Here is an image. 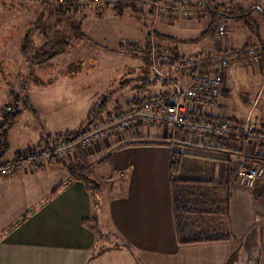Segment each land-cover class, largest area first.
Listing matches in <instances>:
<instances>
[{
	"label": "crops",
	"instance_id": "0c3cea01",
	"mask_svg": "<svg viewBox=\"0 0 264 264\" xmlns=\"http://www.w3.org/2000/svg\"><path fill=\"white\" fill-rule=\"evenodd\" d=\"M177 21L167 28L183 35L182 39H195L208 28L204 20ZM258 26L262 35L264 27ZM229 33L224 38H212L214 43L205 47L200 42L187 48L180 45L179 52L189 57L234 50L236 34ZM250 42L257 43L255 38ZM237 76L248 85L254 80L264 82V65L231 61L224 73L225 90L220 103L198 108L188 103L190 116L237 124L250 116L253 123L264 127V108L260 107L258 96L247 110L241 111L237 106L239 93L231 84ZM134 79L136 83L143 81L138 71ZM149 80L153 85L146 88L147 97L162 96L167 101L175 83L185 86L189 82L188 77L179 75L173 76L169 84ZM241 89L247 93L245 88ZM137 95L138 91L127 85L111 99L100 120H110L116 111L129 107ZM93 104L70 127L64 125L57 110L50 117L51 122L40 113L34 117L40 131H35V125L31 130L21 128V118H25L21 115L9 133L5 160H15L19 153L20 160L24 159L33 146L53 148L58 135L74 131L85 122ZM90 126L83 130L88 131ZM126 134L116 133L95 147L77 149L69 163L61 159L49 161L41 167H18L11 175L0 176V264H137V259L141 264H264V182L257 183L252 190L243 189L236 182L232 185L229 229L233 241L181 246L176 238L169 173L175 143L188 145L200 155L205 154L203 148L209 147L241 149L242 157L251 149L264 155V147L258 143L250 147L231 138L198 139L167 126H140ZM145 141L165 144H142ZM239 162L240 158H232L235 168ZM65 164L83 165L84 174L95 180L99 186L97 207L93 192L74 180Z\"/></svg>",
	"mask_w": 264,
	"mask_h": 264
},
{
	"label": "trees",
	"instance_id": "16d2710c",
	"mask_svg": "<svg viewBox=\"0 0 264 264\" xmlns=\"http://www.w3.org/2000/svg\"><path fill=\"white\" fill-rule=\"evenodd\" d=\"M56 1L57 5L54 7L50 0L42 2L41 9H43V11L40 18L31 26V31H36L43 39V45L40 49H32L33 43L28 35L31 31L27 32L21 40V54L23 58L32 66H42L53 60L57 55L66 53L68 48L71 47L70 40L66 39L69 35L68 33L62 32V37L55 36V39L50 37L54 23L53 18L61 22L63 20H71L70 16L77 15L80 11L81 5L87 6L90 8L89 10H92L91 8L94 9L95 7H98L96 11L98 15H103L106 10H111L112 13L118 17L126 14L136 16L139 17L140 20H142V23L146 26L142 40L121 41L119 43V48L124 50L128 55L132 54L134 56L133 58L139 60L137 63L140 67L139 69H136L135 67V73L138 71L142 78L141 80L143 81L136 83L133 81L136 79H129V76H126V80L121 84L119 90L115 91L112 96L111 94H104L99 97L91 106L86 120L82 125L74 131L63 133L58 135L56 138L58 141L64 140L68 142H71L87 133V131L83 130V128L87 125L91 124V126H93L96 123L105 122V120H100L101 115L107 112V107L111 99L117 95V92H122L127 85L132 86V88L138 91V95L131 101L130 105H139L144 100L150 98L146 95V88L153 85V82H151L149 78H153L156 82L159 80L164 81L166 84L173 82V76L163 79L159 76L153 75V67L156 65L162 72H166V70H168L171 72L170 74L174 73L173 70L180 66V62L187 57L184 54H180V45H197L201 40H204L209 36L211 39L218 38L216 32L218 20H223V18L226 17L236 21H241L246 17L253 19L252 15L254 12H258L264 20V10L260 6L251 7L245 11L241 9L238 13H231L225 11L223 6L217 5L213 0H202L205 3L204 11L199 14H194L192 19L207 21L208 28L199 36V38L182 39L176 36L177 33L174 35L164 34V28L173 25V22L180 18H172L170 15L164 14L161 11V7L158 6L159 0H112L111 3L106 2L104 4H100L99 6H97L94 0H86L83 4L81 0H63L61 3L59 0ZM146 20L148 21V25L144 22ZM77 22L75 26L71 20V38H76L74 42L78 41V38H80L79 42L84 41L86 39H83L85 35L81 29L82 18H80ZM250 31L258 44V47H253L258 49L259 54V62L256 64L263 63L264 65V40L260 36L259 26L254 22V26L250 28ZM74 42L72 41V43ZM165 50L170 53L172 52V56L170 57L168 64H165L162 60ZM30 52H33V55L29 54ZM210 55L203 56L202 53H198L189 56L188 58H191L198 63L199 61H205V59H207ZM236 61H239L242 64L255 65L252 63L242 62L239 59H236ZM229 64H231V62ZM178 73L179 74L176 75L186 77L182 71H179ZM11 98L12 103L7 104L6 108L0 112V168L4 162L8 161L5 160V158L9 151V133L16 126L23 112L29 111L32 112L36 118L38 116L27 95L18 96L15 92H13L11 93ZM170 101L171 100H165L167 103H171ZM113 115L110 120H112ZM243 124L244 123L241 125ZM254 127L256 128L255 132H264V127ZM230 138L238 139L243 143H248L249 146L251 145L250 147L254 144L258 145L256 142H247L246 140L239 138L234 132H230L229 135L223 139L226 140ZM132 144L137 143H128V145ZM142 144L163 145L165 143L145 141L142 142ZM175 144L176 148L172 153L169 173L172 189V212L177 243L181 246H186L233 241L234 237L231 235L229 229V204L231 200V188L236 182V168L232 165V158H240V160L244 159L249 164H260L264 166V155L256 154L253 151L254 149H251V151L242 157L241 149H233L224 146L203 148L202 152L205 154L200 155V153H194L195 151H192V147L188 145L182 143ZM49 149L51 148H48V151H50ZM20 157L21 154L19 153L15 159V163H19L22 160H20ZM50 159V161L61 162L60 159L56 158L52 154ZM189 160L195 161H192L194 163H190L189 165ZM199 163L201 164L198 165ZM65 168L70 172L71 177L74 180L82 182L91 192H93L94 206L97 207V193L99 191V186L94 182H91V179L84 174V166L81 164H65ZM192 173H194L193 175L195 177H186V175H190ZM217 218H223L225 223L219 224ZM210 219L215 220L210 222ZM215 223L222 225L221 229H223L224 233H226L224 237L214 238L211 236L213 231L212 227ZM124 245L128 248L126 244ZM137 264H141L139 259H137Z\"/></svg>",
	"mask_w": 264,
	"mask_h": 264
},
{
	"label": "rangeland",
	"instance_id": "374dc122",
	"mask_svg": "<svg viewBox=\"0 0 264 264\" xmlns=\"http://www.w3.org/2000/svg\"><path fill=\"white\" fill-rule=\"evenodd\" d=\"M46 1L0 0V112L6 108L7 104L12 103L11 93L15 92L18 96L27 95L32 107L37 111V115L40 113L43 116L42 118L47 117L49 122H51L50 117L53 116V112L56 110L60 111L58 116L64 119L63 123L65 126L70 127L77 123V118L83 116L85 110L92 102H96L95 98L97 95L101 97L104 94H111L112 96L115 91L119 90L121 84L126 80V76H129V79H134L137 75V72L135 73V67H137V61L139 60L133 58L134 56L132 54L128 55L124 50L119 48V43L121 41L142 40L146 26L139 17L128 14L118 17L111 10H106L103 15H98L96 12L98 7L89 10L90 8L80 4L79 13L77 15H71L72 17L70 16V18L75 26L76 22L82 18L81 29L85 35L83 39L86 40L79 42L80 38H78V41L74 42L76 38H71V20H63L61 22L53 18L54 23L52 32L50 31V37L55 39V36L62 37V32L68 33L69 35L66 39L70 40L71 47L68 48L66 53L57 55L53 60L42 66H32L21 54V40L27 32L31 31L32 24H35L40 18L43 11L41 9V3ZM50 1L53 7L57 5L56 0ZM213 1L217 5L223 6L225 11L231 13H238L241 9L245 11L254 6H260L264 10V0ZM59 2L61 3L63 0H59ZM252 18L249 19L246 17L241 21L227 17L223 18V23H225L227 31L230 32L229 34L232 36L236 34L234 36L235 49L233 51L238 53L239 58H242L244 48L258 47L257 43L251 45L250 40L254 39V36L250 28L254 26V22L260 25L261 28L264 27L262 25L263 18L258 12H255ZM144 22L148 25L147 20ZM205 22L208 24L207 21ZM261 32L262 35L260 36L264 40V29ZM176 33L177 31L171 28H164V34L166 35H174ZM177 34L176 36L183 38L181 37L183 35L180 36ZM28 35L33 43L32 49H40L43 45L42 37L36 31H31ZM196 38H199V36ZM200 43L202 45L201 47H205L206 44L212 45L214 41L209 36L201 40ZM187 47L189 45L185 48ZM230 51L229 49L226 53H230ZM29 54L33 55V52ZM162 73L167 78L176 75L175 73L170 74L169 71H163ZM163 74L161 75L163 76ZM231 84L236 94L239 93V95H236V104L241 111L249 109L256 96H258L260 107L264 108L263 81L259 82L254 80L248 85V83L237 76L232 79ZM241 88H245L247 93L242 92ZM224 90L225 86L223 93ZM23 114L25 118H21L20 127H28L31 130L34 129L35 125V131H40V126L35 122V116H33L32 112L25 111ZM250 118L249 116L244 123L251 122L253 125L259 124L253 123V119ZM127 132L121 133V136L127 135ZM74 156L76 155L73 154L72 157ZM63 161L69 163L70 159L66 157ZM189 161L188 163L190 165L195 160ZM193 174L186 175V177L193 178L195 177ZM88 176L91 182L95 183L92 176L90 174ZM217 219L219 224L225 223L223 218ZM214 220L210 219V222ZM217 225L218 223H215L212 227L213 231L211 236L214 238L224 237L226 233L221 229L222 225H218V227ZM106 245H109V243H106Z\"/></svg>",
	"mask_w": 264,
	"mask_h": 264
},
{
	"label": "built area",
	"instance_id": "2783aa9c",
	"mask_svg": "<svg viewBox=\"0 0 264 264\" xmlns=\"http://www.w3.org/2000/svg\"><path fill=\"white\" fill-rule=\"evenodd\" d=\"M94 1L97 6L112 2V0ZM81 2L85 3L86 0H81ZM158 6L161 7L164 14L170 15L172 18L192 19L194 14L204 11L205 3L202 0H159ZM216 32L218 38L227 35V28L223 20H218ZM171 56L172 52L165 50L163 62L168 64ZM236 59L245 63L256 64L259 62L258 49H244L242 58H239L238 53L233 50L230 53H214L205 61L198 63L186 57L173 72L179 74L178 72L182 71L188 77L189 82L185 86L178 84L173 86L171 103L165 102L162 96L150 97L139 105H130L117 111L112 120L94 124L87 133L71 142L58 141L53 148L49 149L50 151L33 146L19 163H15V160L4 162L0 168V176L11 175L18 167H41L51 160V154L61 160L66 159V157L71 158L79 148H90L97 143L108 140L116 133H123L140 126H167L171 130L181 129L198 139L220 140L227 137L230 132H234L239 138L247 142H256L264 147V132H255L256 128L251 122L241 125L233 124L227 120L192 118L187 108L188 103L197 108L218 105L225 86L223 73L230 67L229 63ZM152 72L155 76L167 78L156 65ZM235 177L239 187L252 190L258 182H264V166L249 164L241 159L236 168Z\"/></svg>",
	"mask_w": 264,
	"mask_h": 264
}]
</instances>
